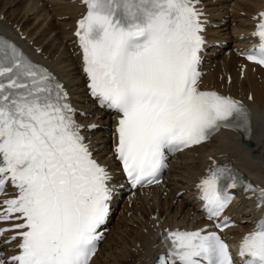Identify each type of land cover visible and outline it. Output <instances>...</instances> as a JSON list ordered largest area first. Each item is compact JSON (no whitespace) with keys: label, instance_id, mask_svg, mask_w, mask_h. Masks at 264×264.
I'll return each instance as SVG.
<instances>
[{"label":"snow or ice","instance_id":"6c2138e0","mask_svg":"<svg viewBox=\"0 0 264 264\" xmlns=\"http://www.w3.org/2000/svg\"><path fill=\"white\" fill-rule=\"evenodd\" d=\"M82 3L75 36L86 87L118 114L112 153L132 188L159 183L170 154L221 128L251 130L243 102L202 88V0ZM253 35L260 43L247 59L264 66V20ZM76 114L65 86L0 36V191L11 183L18 193L4 201L0 221H21L0 229L19 241L7 264H92L122 187L83 134L98 125L81 124ZM196 187L210 221L232 204L230 189L242 187L264 206V187L227 166L214 164ZM227 226V219L216 225ZM163 240L167 252L155 264H236L216 231L166 230ZM238 255L241 264H264V218L242 237Z\"/></svg>","mask_w":264,"mask_h":264},{"label":"bare ground","instance_id":"6f19581e","mask_svg":"<svg viewBox=\"0 0 264 264\" xmlns=\"http://www.w3.org/2000/svg\"><path fill=\"white\" fill-rule=\"evenodd\" d=\"M206 1L216 21H220L223 16H229L228 21L243 20L240 11L245 10L248 13L251 10H257L261 5L260 0ZM225 6H227V10L221 12ZM229 6H231V12L228 9ZM77 8L75 3L68 0H0V15L3 16L0 23L6 27L18 26L22 28L27 33L28 41L33 40L38 47L42 46L40 55L56 72L65 77L74 95V102L77 104L81 102L88 111H94L91 102H86L84 97H80L79 68L74 56L64 47L65 41L70 39L68 24L73 20ZM228 12L230 13L226 15ZM218 58L220 59V56ZM222 60L224 66L216 65L205 78V82L210 85L223 86L225 89H232L245 95L249 92L253 93L251 102L256 110L257 120L255 131L251 135L253 145H244L242 138L237 134L220 135L197 146L193 154L182 155L179 161L174 164L173 170L169 172L168 181L156 185L150 190H137L136 194L120 203L116 223L112 227L115 228L116 224L120 223L122 231L124 227L125 229L134 227L132 228L134 230L136 228L134 225L138 224L139 229L136 235L138 238L135 239V245L139 244L133 248L136 255L132 253L127 260V257L119 253L120 250L113 247L116 245H113L108 249L109 254H104L106 262L104 261L105 263L102 264H116L115 257L121 262L120 264H126V262L129 264H152L156 256L164 249L159 243L157 230L167 225L189 224L197 221L198 213L190 198L191 194L182 193L177 196L176 193L183 188L192 187L191 182L199 175L206 156L217 155L221 161H237L256 178L264 182V69H253L252 66H249L245 76L240 77L239 73L233 70V62L238 60L235 55L225 54L222 56ZM223 67H225V72L222 74ZM229 78L230 83H227ZM77 96L79 99L76 98ZM96 113L100 115L93 114V117L102 122L104 127L99 134L93 137V141H96L94 146L99 157L105 158L110 138L109 118L105 117L106 112L96 111ZM99 146L102 148L97 149ZM196 151L197 154H195ZM220 155L223 156L220 157ZM129 200H132V205H128ZM127 211L132 212L127 214ZM145 211L149 212L147 217L143 214ZM163 213L167 216L163 217ZM248 213L249 211H245L246 215H243V218ZM129 223L134 225L129 227ZM250 225V223L244 224V226ZM106 240L107 238L97 250L92 264L102 253ZM131 243L134 245L132 240ZM131 247H129L130 250Z\"/></svg>","mask_w":264,"mask_h":264},{"label":"rangeland","instance_id":"374dc122","mask_svg":"<svg viewBox=\"0 0 264 264\" xmlns=\"http://www.w3.org/2000/svg\"><path fill=\"white\" fill-rule=\"evenodd\" d=\"M146 217L149 215V212L148 211H145L144 213H143ZM142 214V215H143ZM167 215L165 214V213H163V217H166ZM134 225V224H133ZM136 228L133 230L132 228H127V229H125V227H124V230L122 231V230H119L120 229V227H116V229L114 230V232L113 233H111L110 234V236H109V240L107 241L108 243L105 245V247L104 248H102L103 249V251H102V253L99 255V257L97 258V260L95 261V263L96 264H102L105 260H106V256L104 255L105 253H107V254H109V250L108 249H110V247L108 246L109 244H111V243H113V245H116V246H113L114 248L116 247L117 249H118V251H119V253L120 254H122L123 256H125V257H127L126 259L128 260V257L129 256H131L132 255V253L134 254V255H136L134 252L135 251H133V248L136 246L137 247V245L139 244H137V245H135V239H137L138 237H136V235H137V230L139 229V227H138V224L136 225H134ZM119 230V231H118ZM122 231V233H121V235H120V232ZM130 233V234H129ZM124 235H125V237H124ZM129 237V238H128ZM108 239V238H107ZM129 240H132V242H134V245H133V243H131V242H129V245H128V249H127V245H125V243H127ZM132 246V247H131ZM112 247V246H111ZM129 247H131V250H130V248ZM126 249H127V251H126ZM126 251V252H125ZM118 254V253H117ZM102 255V256H101ZM128 255V256H127ZM115 262H116V264H120L121 262L117 259V257H115ZM112 261V260H111ZM106 262V261H105ZM104 262V263H105ZM94 263V264H95ZM123 264V263H122ZM126 264H129V263H127L126 262Z\"/></svg>","mask_w":264,"mask_h":264}]
</instances>
